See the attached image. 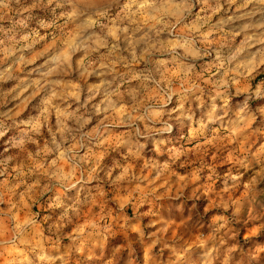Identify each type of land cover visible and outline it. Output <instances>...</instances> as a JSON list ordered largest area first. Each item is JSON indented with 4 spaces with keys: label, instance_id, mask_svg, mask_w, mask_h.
Here are the masks:
<instances>
[{
    "label": "clouds",
    "instance_id": "clouds-1",
    "mask_svg": "<svg viewBox=\"0 0 264 264\" xmlns=\"http://www.w3.org/2000/svg\"><path fill=\"white\" fill-rule=\"evenodd\" d=\"M0 264H264V0H0Z\"/></svg>",
    "mask_w": 264,
    "mask_h": 264
}]
</instances>
